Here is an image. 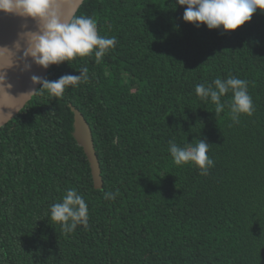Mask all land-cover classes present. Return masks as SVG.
<instances>
[{"label":"trees","instance_id":"obj_1","mask_svg":"<svg viewBox=\"0 0 264 264\" xmlns=\"http://www.w3.org/2000/svg\"><path fill=\"white\" fill-rule=\"evenodd\" d=\"M185 7L83 2L76 15L117 43L99 64H53L50 81L82 67L89 81L60 98L37 92L0 130V264H264V10L222 33L185 22ZM229 74L249 82L255 108L239 123L195 94ZM74 107L92 128L101 187L74 136ZM199 139L214 160L208 175L168 151L170 140ZM69 187L89 219L65 235L48 212Z\"/></svg>","mask_w":264,"mask_h":264},{"label":"clouds","instance_id":"obj_2","mask_svg":"<svg viewBox=\"0 0 264 264\" xmlns=\"http://www.w3.org/2000/svg\"><path fill=\"white\" fill-rule=\"evenodd\" d=\"M72 0H0V12L11 13L36 21L37 30L21 33L26 41L20 60L32 58L37 66L47 69L52 64L72 61L77 57L94 55L95 63L102 62L103 57L115 48V36H101L98 32L97 20L86 14H71L64 17V7L71 5ZM179 6H186L182 15L185 22L193 23L196 27L206 25L208 29H221L222 33L235 30L250 21L257 9L264 10V0H176ZM21 47L19 41L15 48ZM13 51L7 46L0 47V61L7 62L0 65L6 69L15 63ZM30 69L31 64L25 63ZM89 69L82 67L79 75L65 74L57 80L50 81L46 77L32 76L33 83H39L41 88L32 93H47L53 98L63 97L65 90L78 87L89 81ZM6 76L0 71V88L4 89ZM248 81L229 74L226 79L215 78L211 83H199L195 86V94L201 101H211L215 105L216 116L225 107L233 123H239L242 114L251 116L255 111L253 99L248 91ZM10 86V85H9ZM231 93L228 101L221 98ZM28 93L21 94L27 95ZM210 145L204 139L198 143H187L183 147L169 141L168 151L177 166L193 164L201 175H208L214 166V160L208 155ZM118 192H105L104 198L114 200ZM48 218L60 224L65 235L76 230L78 225L87 226L89 209L84 197L75 189L69 187L58 202L49 206Z\"/></svg>","mask_w":264,"mask_h":264},{"label":"water","instance_id":"obj_3","mask_svg":"<svg viewBox=\"0 0 264 264\" xmlns=\"http://www.w3.org/2000/svg\"><path fill=\"white\" fill-rule=\"evenodd\" d=\"M85 0H72L71 5L64 7L63 19H68L71 14H76ZM37 24L32 18H24L11 13L0 12V47L7 46L12 53L9 56L14 57L15 63L12 67L0 69L5 73L6 80L4 89L0 88V130L13 121L16 116L31 102L34 98L35 90L40 87L39 83H33L32 76L46 77L52 67L47 69L37 66L32 62V58L20 60L18 57L23 55V50L27 46L26 41L21 38L20 34L27 31H36ZM19 41L21 47L15 48V43ZM7 62L0 61V65ZM25 63L31 64L30 69L25 68ZM10 85V86H9ZM28 93L27 95H21ZM75 122L74 136L77 141L84 147V150L90 160L94 180L97 187L103 184V178L98 160L93 132L84 114L74 107Z\"/></svg>","mask_w":264,"mask_h":264}]
</instances>
